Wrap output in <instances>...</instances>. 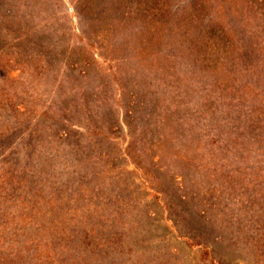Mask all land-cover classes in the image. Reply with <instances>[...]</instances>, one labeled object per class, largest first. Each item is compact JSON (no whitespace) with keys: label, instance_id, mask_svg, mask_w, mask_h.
I'll use <instances>...</instances> for the list:
<instances>
[{"label":"trees","instance_id":"trees-1","mask_svg":"<svg viewBox=\"0 0 264 264\" xmlns=\"http://www.w3.org/2000/svg\"><path fill=\"white\" fill-rule=\"evenodd\" d=\"M40 1L0 0V35H6L17 21H20L17 29L26 26V15L32 10V4L35 3L39 11ZM57 2L60 6L63 4L62 0ZM70 2L80 16V35L94 39L97 54L116 60L117 68L133 64L131 75L140 80L141 75L149 73L155 74L152 76L156 81L163 78L165 86L162 90L169 94L168 88L175 81L172 99L176 111L186 108L189 113L194 108L210 120L214 116L217 118L214 121L215 139L208 140L206 135L188 126L185 131L187 145L194 151L197 146L208 151L206 159L214 161L211 169L218 167L219 160L237 165L226 174L218 171L222 173L219 178H213L211 173L210 179L220 182L212 187L202 186L204 197L198 204L203 205V200L207 199H221L224 194L244 195L245 185L230 173H249L253 163H262L263 169L256 170L255 175L257 178L264 176V0ZM21 6L24 7L19 9ZM237 10L246 15L228 18ZM23 12H28L25 17ZM195 18L197 22L192 23ZM60 19L63 16L56 18L57 21ZM37 23L32 26L38 28ZM64 29L61 34L69 27ZM154 43L156 46L152 49ZM65 51L61 55V61L67 64L64 67L70 69L73 78L91 84L93 93L90 97L96 96L112 76L117 80L115 71L101 76L94 72L92 52L79 55L70 50L66 58ZM96 79L100 82L97 83ZM82 91L69 89L68 93L77 95ZM123 96L135 101L132 94ZM142 102L139 100L138 104ZM130 112L131 109L126 111ZM62 118L71 122L67 117ZM124 123L127 126L128 121ZM56 124L60 125L52 131L56 135V150H60L61 156L67 155L66 144L71 141L76 147L72 150L73 155L79 153V156L73 159L56 157L55 167V163L47 160H24L20 151L14 152L12 162H7V175H0V210L4 208L3 203L11 206L24 204L25 192L20 194L23 188L26 192L41 189L42 194L28 201L41 200L42 206H30L26 212L14 207L8 219L0 223V264H113V261L118 264L112 256L119 257L120 235L131 228L132 207L139 197L137 190L134 191V187L139 186H135L129 173L137 172L135 169L125 170L119 163L116 165L110 161L108 150L114 143L110 140V131L105 128L90 123L85 132L67 130L65 133L62 121L56 119ZM174 125L180 124L174 122ZM169 128V131L163 128L162 141L174 138L177 131L172 123ZM75 135L83 139L76 142L73 140ZM156 135L158 133L153 131V136ZM139 141L140 148L143 140ZM155 141L156 138H148L149 147L141 149L140 153L145 157L146 153L150 154L147 151ZM25 148L24 153L27 152ZM127 155L131 157L129 152ZM175 155L186 159L185 155ZM158 159L154 154L147 158L151 165ZM183 166L179 169H184L187 175L188 165ZM180 171L174 172L172 177L180 179ZM249 175L241 176L252 177ZM180 195L184 200L185 194ZM186 196L185 200L197 203L194 194ZM205 205L214 208L207 201ZM196 211V217L201 221H210L204 209ZM21 216L24 221L19 218ZM41 235L43 241L36 238ZM256 235L259 237L253 246L257 238L264 239V230ZM257 247L264 248L261 243ZM209 264L224 263L209 255Z\"/></svg>","mask_w":264,"mask_h":264},{"label":"rangeland","instance_id":"rangeland-1","mask_svg":"<svg viewBox=\"0 0 264 264\" xmlns=\"http://www.w3.org/2000/svg\"><path fill=\"white\" fill-rule=\"evenodd\" d=\"M62 2L60 6L57 0H41L39 11L33 3L29 14L22 13L28 19L26 26L17 29L20 24L17 21L10 31H6V35H0V175H7L8 163L12 162L17 150L24 160H47L55 163V167L56 157H78L79 153H72L76 147L71 141L66 144L67 155L61 156L60 150H56V135L52 134L60 126L56 124V119L62 121L65 133H68L67 130L85 132L88 125L93 123L111 133L110 140L114 145L108 150L110 161L116 165L119 163L125 170L135 169L137 172L129 173L135 186H139L134 187L139 197L132 207L131 228L120 235L119 257L112 256L118 264H209V255L224 264H264V248L257 247L260 243L264 246V239L257 238L255 246L252 245L259 237L256 235L258 231L264 230V176L257 178L258 175H255L256 170L263 169L262 163H253L251 158L252 170H246L249 173L241 175L250 174L252 177L230 173L245 185L244 195L224 194L221 199H207L203 200V205L198 204L200 198L204 197L202 186L212 187L220 182L210 179L211 173L213 178H219L237 165L219 160L216 164L218 167L211 169L214 161L212 158L206 159L208 151L204 152L203 147L199 146L194 151L187 145L185 131L188 126L206 135L208 140L215 139L214 121L217 118L214 116L210 120L194 108L189 113L186 108L176 111L172 99L175 81L168 88L171 91L169 94L162 90L165 86L163 78L159 77L156 81L152 76L155 74L149 73L140 76L142 81L131 75L133 64L127 63L117 68L116 60H108L97 54L94 39L80 35V16L74 10L73 2ZM233 15L246 14L237 10L228 18ZM58 16H63V19L57 21ZM36 22L38 28L32 26ZM196 22L197 18L192 20V23ZM62 23L63 26L60 25ZM65 27H69V30L61 34V29ZM155 46L154 43L151 48ZM65 49L66 58L72 50L79 55L92 52L94 72L101 76L115 71L117 80H113L112 76L110 82L100 87L96 96L90 97L93 93L91 84L73 78L70 69L64 67L67 64L61 61V55ZM167 79L170 81V78ZM96 82L100 81L96 79ZM69 89L83 91L75 95L68 93ZM125 93L134 95L135 101L124 97ZM139 100L143 102L138 104ZM128 109H131L130 113H126ZM126 120L127 126L124 123ZM174 122L180 125H174ZM171 123L177 132L171 140L165 138L162 141L160 135L163 128L169 131ZM153 131L158 135L153 136ZM148 138H156V141L151 144L147 151L150 154L146 153L145 157L140 152L149 147V142H146ZM80 139L83 137H73L76 142ZM140 139L143 144L139 148ZM151 154L159 158L154 165L147 160ZM175 154L185 155L186 159ZM183 164L188 165L189 169L185 170L187 175L184 169H179L184 167ZM179 171L182 173L180 179L172 177L174 172ZM187 177L189 180H186ZM26 191L25 188L20 191V194L25 192L24 204H2L4 208L0 210V223L8 219L14 207L26 212L30 206H42L41 200L28 201L42 194L41 189ZM180 193L185 194V199L188 198L186 195L194 194L197 203L180 199ZM218 194L216 192L220 198ZM206 201L208 205L212 203L214 208H207ZM195 209H204L210 221L205 223L197 218ZM19 218L25 219L24 216ZM36 238L43 241L42 235ZM201 251H207L206 255Z\"/></svg>","mask_w":264,"mask_h":264}]
</instances>
